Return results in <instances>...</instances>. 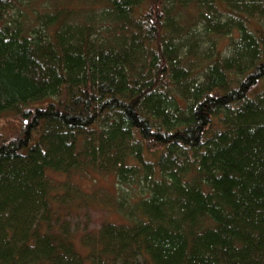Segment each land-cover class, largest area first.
<instances>
[{"label":"trees","instance_id":"trees-1","mask_svg":"<svg viewBox=\"0 0 264 264\" xmlns=\"http://www.w3.org/2000/svg\"><path fill=\"white\" fill-rule=\"evenodd\" d=\"M85 8L0 0V264H264V0ZM82 171L123 220L80 249Z\"/></svg>","mask_w":264,"mask_h":264},{"label":"rangeland","instance_id":"rangeland-1","mask_svg":"<svg viewBox=\"0 0 264 264\" xmlns=\"http://www.w3.org/2000/svg\"><path fill=\"white\" fill-rule=\"evenodd\" d=\"M64 3L70 7L91 6V0L87 3H83L82 0H35V6L49 5L52 3ZM226 40L223 39L220 42V46H225ZM19 120L11 112H6L0 115V129L5 134H13L18 131ZM52 183L55 185V189L63 188V182L71 185L72 188L79 189L82 194L85 193L89 196H94L90 202L83 203L78 200L77 196L70 195L67 199L68 208L65 214V218L69 222L73 235L77 241V245L80 249L78 239L83 230H92L94 227L99 226L104 221L121 222L123 220L113 205L104 202L103 197L109 192H115V178L113 174H101L96 171H82L71 173L49 172L48 173ZM61 192V191H60ZM81 195V194H80ZM54 207H62V203H54Z\"/></svg>","mask_w":264,"mask_h":264}]
</instances>
